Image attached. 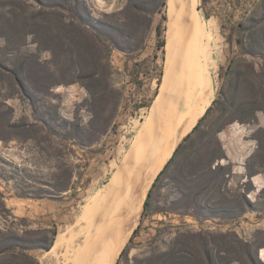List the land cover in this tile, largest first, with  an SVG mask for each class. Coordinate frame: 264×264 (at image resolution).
Segmentation results:
<instances>
[{
  "label": "rangeland",
  "instance_id": "374dc122",
  "mask_svg": "<svg viewBox=\"0 0 264 264\" xmlns=\"http://www.w3.org/2000/svg\"><path fill=\"white\" fill-rule=\"evenodd\" d=\"M49 1L0 0V229L36 244H45L52 232H56L55 242L79 201L117 157L135 120L152 106L164 75L165 46L159 47V43L166 39L168 29L164 9L153 16L141 51L112 50L113 74L109 81L114 91L104 102L92 101L88 89L78 81L56 85L44 93V68L51 66L52 59L51 51H44V2ZM85 2L94 18H104L105 14L118 12L128 0ZM199 2L206 17L215 24L220 40L214 100L223 85L230 91L238 83L239 92L235 107L224 116L220 104L213 107L188 143L190 150H194L199 136L211 138V132L222 126L229 113L244 115V106L238 107L241 103L261 100L264 93V58L246 52L255 42L258 50L264 27V0L244 17L234 12L228 1ZM2 17L9 19L11 26L3 27ZM160 23L163 37L157 35ZM3 31L9 32V41ZM58 78L63 77L58 74ZM94 109L99 113L95 121ZM256 116L255 121L235 120L224 125L218 138L226 153L221 162H231L233 168L231 174H226L224 189L235 192L248 179V173L256 171L252 176L255 190L249 196L261 202L258 209L228 219L206 213L196 216L192 209L186 213L185 208H176L180 194L175 178L181 153L160 177L150 209L144 212L143 208L138 231L134 229L116 264H159L158 255L188 231L235 230L244 239L255 240L256 246L264 244V198L260 193L264 189V132L260 131L264 128V111H258ZM200 203L216 207L214 200L202 199ZM192 245L199 249L198 242ZM46 251L35 248L30 252L38 258ZM258 254L264 261V247ZM20 264L31 262L21 260Z\"/></svg>",
  "mask_w": 264,
  "mask_h": 264
},
{
  "label": "trees",
  "instance_id": "16d2710c",
  "mask_svg": "<svg viewBox=\"0 0 264 264\" xmlns=\"http://www.w3.org/2000/svg\"><path fill=\"white\" fill-rule=\"evenodd\" d=\"M166 5L167 0H128L118 12L105 14L104 18H94L85 0L44 2V51L49 50L52 53V59L49 61L51 66L44 68V93L56 85L78 81L88 89L92 101L104 102L109 92L114 91L109 81L113 74L110 58L112 50L120 48L129 52L141 51L145 47L147 31L152 24L153 16L163 13L164 9L166 14ZM163 18L167 20V14L163 15ZM2 20L3 27H7L8 24L11 26L9 19L6 21L2 17ZM239 26L243 27V22H240ZM156 29L158 37H163V24L160 23ZM2 33L8 37L9 41L11 38L9 32ZM261 37L258 41V50H256L257 42H255L251 48L246 49L247 53L264 58V27ZM53 42L57 45L54 46ZM238 42L244 44L242 39H238ZM162 46H165L166 58L165 38H162L159 43V47ZM58 74L63 78H58ZM67 75H71L69 79L66 78ZM232 86L233 89L229 91L223 85L217 98L212 101V105L178 145L169 162L154 180L144 202V212L151 207V198L160 177L181 153L184 154L176 168L177 177L175 178L178 181L176 188L180 194V201L175 202L176 208L183 207L186 213L192 209L196 216L206 213L209 216L228 219H236L250 209H258L261 202L249 196L255 190L252 176L257 173L256 171L248 173V179L243 181L235 192L224 189L226 174H231L233 168L231 162H221L223 158H226V153L218 138V132L224 125L235 120L255 121L256 113L264 111V93L261 100L257 98L238 106H244V115L238 116L235 111L229 113L222 126L215 133L211 132V135L213 134L211 138L205 139L206 135L199 136L192 147L194 150H190L188 145L215 105H221L219 110L222 116L227 114L230 108L235 107L239 84L235 83ZM262 86L264 89V82ZM92 114L94 121L97 120L99 113L96 109L92 110ZM260 131L264 132V128ZM192 182H195L194 186H190ZM260 193L261 198H264V189ZM202 199L206 202L214 200L216 207L203 205L200 203ZM262 205L264 207V204ZM160 211L164 210L155 212ZM138 228L135 229V233ZM55 235L56 232H52L49 241L47 240L45 244L44 241L36 244L29 242L23 236L0 229V264H20L21 260L40 264L39 259L30 252L31 249L43 248L48 251L53 245ZM194 242H198L199 249L192 248ZM178 244L181 246L177 247ZM256 244L255 240H246L235 230L188 231L180 234L178 241L171 248L161 252L158 260H160L159 264H234V262L264 264L258 254L259 248L264 247V244L259 243L257 246ZM124 252L125 249L122 253Z\"/></svg>",
  "mask_w": 264,
  "mask_h": 264
},
{
  "label": "bare ground",
  "instance_id": "6f19581e",
  "mask_svg": "<svg viewBox=\"0 0 264 264\" xmlns=\"http://www.w3.org/2000/svg\"><path fill=\"white\" fill-rule=\"evenodd\" d=\"M160 90L124 136L104 176L79 201L41 264H116L140 220L148 192L215 98L220 40L199 0H167Z\"/></svg>",
  "mask_w": 264,
  "mask_h": 264
},
{
  "label": "crops",
  "instance_id": "0c3cea01",
  "mask_svg": "<svg viewBox=\"0 0 264 264\" xmlns=\"http://www.w3.org/2000/svg\"><path fill=\"white\" fill-rule=\"evenodd\" d=\"M233 4L234 12L238 13L241 17H244L250 12L258 2L261 0H223Z\"/></svg>",
  "mask_w": 264,
  "mask_h": 264
},
{
  "label": "water",
  "instance_id": "95a60500",
  "mask_svg": "<svg viewBox=\"0 0 264 264\" xmlns=\"http://www.w3.org/2000/svg\"><path fill=\"white\" fill-rule=\"evenodd\" d=\"M153 185V184H152ZM152 187V186H151ZM148 196V195H147Z\"/></svg>",
  "mask_w": 264,
  "mask_h": 264
}]
</instances>
